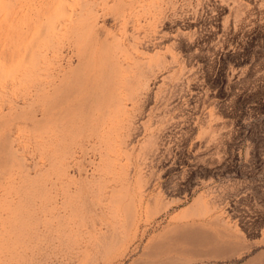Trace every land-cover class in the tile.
<instances>
[{"label": "rangeland", "instance_id": "rangeland-1", "mask_svg": "<svg viewBox=\"0 0 264 264\" xmlns=\"http://www.w3.org/2000/svg\"><path fill=\"white\" fill-rule=\"evenodd\" d=\"M2 140L0 264H264V0H0Z\"/></svg>", "mask_w": 264, "mask_h": 264}, {"label": "bare ground", "instance_id": "bare-ground-1", "mask_svg": "<svg viewBox=\"0 0 264 264\" xmlns=\"http://www.w3.org/2000/svg\"><path fill=\"white\" fill-rule=\"evenodd\" d=\"M4 148V143H3V140L0 142V152H1V150ZM4 172V171H3ZM5 173V172H4ZM2 190H4V189H2ZM4 216V215H3Z\"/></svg>", "mask_w": 264, "mask_h": 264}]
</instances>
